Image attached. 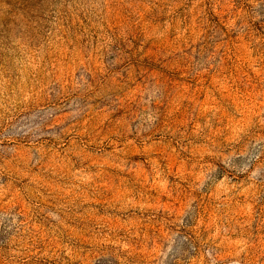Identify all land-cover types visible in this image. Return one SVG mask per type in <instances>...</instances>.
<instances>
[{"label":"rangeland","instance_id":"1","mask_svg":"<svg viewBox=\"0 0 264 264\" xmlns=\"http://www.w3.org/2000/svg\"><path fill=\"white\" fill-rule=\"evenodd\" d=\"M0 264H264V0H0Z\"/></svg>","mask_w":264,"mask_h":264}]
</instances>
